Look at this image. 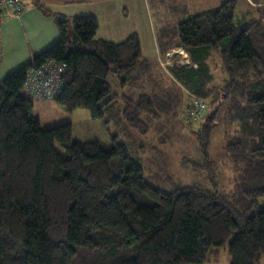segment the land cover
Returning <instances> with one entry per match:
<instances>
[{
	"label": "trees",
	"instance_id": "trees-1",
	"mask_svg": "<svg viewBox=\"0 0 264 264\" xmlns=\"http://www.w3.org/2000/svg\"><path fill=\"white\" fill-rule=\"evenodd\" d=\"M167 1L159 0L176 8ZM249 1L259 13L244 24L235 20L238 0H223L196 13L173 9L172 23L157 28L161 56L192 95L182 113L189 131L199 127L203 150L209 151L218 114L217 108L208 111L206 97L227 105L230 119L238 122L225 143L236 169L230 192L199 184L165 192L146 180L142 165L117 137L110 146L74 141L71 122L44 128L35 113L37 100H56L71 112L88 108L104 118V108L123 99L120 120L147 134L145 119L158 118V103L145 83L159 61L144 54L136 32L124 41L106 40L97 36V15L70 17L31 0L55 17L61 38L0 81V264H210L225 249L231 264H262L264 0ZM5 17L0 4V25ZM175 48L190 62L180 51L170 58ZM213 50L229 78L205 89L214 79L206 65ZM51 61L65 64L63 87L57 97L40 99L27 89L28 72ZM112 72L129 74L122 80L131 85L129 93H113ZM196 100L206 102L198 115L190 113Z\"/></svg>",
	"mask_w": 264,
	"mask_h": 264
},
{
	"label": "rangeland",
	"instance_id": "rangeland-1",
	"mask_svg": "<svg viewBox=\"0 0 264 264\" xmlns=\"http://www.w3.org/2000/svg\"><path fill=\"white\" fill-rule=\"evenodd\" d=\"M167 1V0H166ZM174 7L183 10L186 8L190 13L211 10L221 5L223 0H171ZM250 2V1H249ZM248 0H238L235 20L237 24H244L258 17L259 11L249 3ZM169 5L172 3H169ZM151 8L154 12V19L158 26L171 24L174 10L170 6H165L159 0H151ZM167 22V23H166ZM165 23V24H164ZM72 24V23H71ZM73 27V26H72ZM184 52L178 48L170 53ZM177 56V55H175ZM174 56V57H175ZM220 54L213 50L212 55L206 59L209 72L214 79L210 84H204V88L211 89L213 86H223L228 81L226 67L220 63ZM157 59V58H156ZM155 61V60H153ZM170 61V60H169ZM153 65L151 82L145 83L146 91L151 93L157 105V117H146L145 122L151 126L147 134H142L136 128H132L121 121L118 114L124 109V100H119L117 105L111 109L104 108V118H95L90 109L77 108L71 112L63 107L56 100L35 103V113L42 119L44 128H51L55 125L71 122L73 125V140L102 141L107 146L112 145L114 137L125 143L132 158L139 162L144 170L145 178L148 182L165 192H172L180 185L199 184L204 188L220 187L230 192L235 185L236 169L231 159L227 156L225 143L229 133H232L238 126V122L232 121L226 111L227 105L218 106V102L213 103L211 96L205 100L210 106L212 113L217 108L216 125L212 129V138L205 151L209 154L211 164L207 166L204 156L205 151L199 140V127H189L184 123L183 110L191 96L183 83L177 82L171 75L168 65ZM146 75H150L145 73ZM129 76L126 72H112L109 75L113 88V93L120 96L129 93L130 84L126 86L124 79ZM199 96H204V91L198 92ZM210 103V104H209ZM204 120L198 122L203 123ZM206 146V145H205ZM204 146V147H205ZM56 148L63 155L67 156L63 147L57 143ZM217 262L210 264H231L230 253L227 249ZM264 264V258L262 259Z\"/></svg>",
	"mask_w": 264,
	"mask_h": 264
},
{
	"label": "crops",
	"instance_id": "crops-1",
	"mask_svg": "<svg viewBox=\"0 0 264 264\" xmlns=\"http://www.w3.org/2000/svg\"><path fill=\"white\" fill-rule=\"evenodd\" d=\"M25 1L28 7L22 14L7 16L0 25V81L61 38L55 17L44 14L31 0ZM41 3L70 17L97 15L100 24L97 36L106 40L124 41L136 32L146 56L157 58L161 64L167 61L168 57L160 53L151 0H41ZM186 54L184 61L190 62Z\"/></svg>",
	"mask_w": 264,
	"mask_h": 264
},
{
	"label": "built area",
	"instance_id": "built-area-1",
	"mask_svg": "<svg viewBox=\"0 0 264 264\" xmlns=\"http://www.w3.org/2000/svg\"><path fill=\"white\" fill-rule=\"evenodd\" d=\"M0 4L3 5L6 16H17L25 11V4L22 0H0ZM170 58L174 54L168 53ZM65 70L64 63H58L56 61L47 62L39 68H31L29 70V78L26 83L27 89L40 99H52L57 97L63 87L61 77ZM206 107L205 101L194 102L191 106L194 115H198Z\"/></svg>",
	"mask_w": 264,
	"mask_h": 264
},
{
	"label": "bare ground",
	"instance_id": "bare-ground-1",
	"mask_svg": "<svg viewBox=\"0 0 264 264\" xmlns=\"http://www.w3.org/2000/svg\"><path fill=\"white\" fill-rule=\"evenodd\" d=\"M186 54V53H185ZM187 55V54H186Z\"/></svg>",
	"mask_w": 264,
	"mask_h": 264
}]
</instances>
